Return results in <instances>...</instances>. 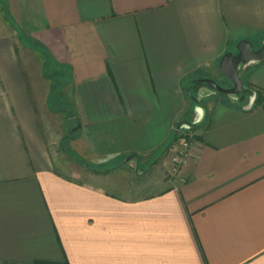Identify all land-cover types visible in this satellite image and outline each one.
<instances>
[{"label":"crops","instance_id":"0c3cea01","mask_svg":"<svg viewBox=\"0 0 264 264\" xmlns=\"http://www.w3.org/2000/svg\"><path fill=\"white\" fill-rule=\"evenodd\" d=\"M245 40L264 0H0V264H264V100L210 82L264 90ZM67 109L97 164L160 158L178 123L193 144L168 187L118 195L55 167Z\"/></svg>","mask_w":264,"mask_h":264},{"label":"rangeland","instance_id":"374dc122","mask_svg":"<svg viewBox=\"0 0 264 264\" xmlns=\"http://www.w3.org/2000/svg\"><path fill=\"white\" fill-rule=\"evenodd\" d=\"M239 78L243 84V91L227 94V96L240 98L245 107L257 105L259 95L256 87L250 83L246 84L240 74ZM56 116H58L59 122L53 123L51 130L53 141L51 148L54 153L55 167L59 171L69 176L78 177L83 181L96 180L98 182L96 185L118 195L137 197L138 195L156 193L168 187L180 172L181 165L176 164L175 158L180 155L182 143L189 140L190 148L193 144V131L186 127L178 129L177 124L174 142L165 155L160 158L152 160L143 158L141 162L129 159L123 165L120 162L117 166L113 164L114 161L106 162L103 165L97 164L84 156L85 154L83 155L80 142L76 141L80 135L81 126L79 120L76 119L75 111L67 109L63 113H57Z\"/></svg>","mask_w":264,"mask_h":264},{"label":"water","instance_id":"95a60500","mask_svg":"<svg viewBox=\"0 0 264 264\" xmlns=\"http://www.w3.org/2000/svg\"><path fill=\"white\" fill-rule=\"evenodd\" d=\"M240 54L239 58L242 62H248V61H263L264 60V43L262 46L255 50L252 46V44L245 40L240 42L239 44ZM224 73L235 82V86L233 88H224L221 87L216 83V81L211 80V84L216 88L217 91L223 92L226 94H233V93H241L243 91V84L242 81L239 78V73L237 71L236 66L232 69H223Z\"/></svg>","mask_w":264,"mask_h":264},{"label":"built area","instance_id":"2783aa9c","mask_svg":"<svg viewBox=\"0 0 264 264\" xmlns=\"http://www.w3.org/2000/svg\"><path fill=\"white\" fill-rule=\"evenodd\" d=\"M178 129H182L183 127H186L188 130L193 128V124L191 123H178ZM190 133V131H188ZM189 136V135H188ZM191 143L189 140H186L182 143V148H181V152H180V155H178L176 158H175V162L178 166L184 164L189 156V150H190V146Z\"/></svg>","mask_w":264,"mask_h":264},{"label":"trees","instance_id":"16d2710c","mask_svg":"<svg viewBox=\"0 0 264 264\" xmlns=\"http://www.w3.org/2000/svg\"><path fill=\"white\" fill-rule=\"evenodd\" d=\"M254 87H256V86H254ZM256 89H257V92H258V95H259L258 96V103H261L264 100V90L262 88H259V87H256ZM41 264H56V263H46V262H43ZM67 264H69V263H67Z\"/></svg>","mask_w":264,"mask_h":264}]
</instances>
